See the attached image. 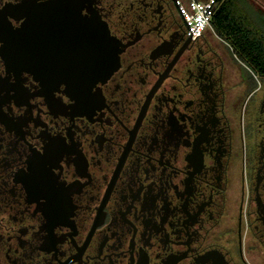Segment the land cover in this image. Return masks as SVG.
Returning <instances> with one entry per match:
<instances>
[{"label":"flooded vegetation","instance_id":"obj_1","mask_svg":"<svg viewBox=\"0 0 264 264\" xmlns=\"http://www.w3.org/2000/svg\"><path fill=\"white\" fill-rule=\"evenodd\" d=\"M0 264H264V73L176 0H0Z\"/></svg>","mask_w":264,"mask_h":264},{"label":"trees","instance_id":"obj_2","mask_svg":"<svg viewBox=\"0 0 264 264\" xmlns=\"http://www.w3.org/2000/svg\"><path fill=\"white\" fill-rule=\"evenodd\" d=\"M237 4V0H219L211 24L239 58L255 72L264 73V31L251 25Z\"/></svg>","mask_w":264,"mask_h":264},{"label":"built area","instance_id":"obj_3","mask_svg":"<svg viewBox=\"0 0 264 264\" xmlns=\"http://www.w3.org/2000/svg\"><path fill=\"white\" fill-rule=\"evenodd\" d=\"M219 0H176L177 11L182 17L186 32L199 37L212 28L211 20Z\"/></svg>","mask_w":264,"mask_h":264},{"label":"crops","instance_id":"obj_4","mask_svg":"<svg viewBox=\"0 0 264 264\" xmlns=\"http://www.w3.org/2000/svg\"><path fill=\"white\" fill-rule=\"evenodd\" d=\"M238 11L248 17V21L255 28L264 31V0H237ZM211 31L214 30L213 26Z\"/></svg>","mask_w":264,"mask_h":264},{"label":"water","instance_id":"obj_5","mask_svg":"<svg viewBox=\"0 0 264 264\" xmlns=\"http://www.w3.org/2000/svg\"><path fill=\"white\" fill-rule=\"evenodd\" d=\"M111 50L110 45H108L106 58L100 63V67H102L101 72L99 73L100 76L96 77L97 79L94 81L106 79L110 72L116 67L115 61L117 63V56L115 57Z\"/></svg>","mask_w":264,"mask_h":264},{"label":"rangeland","instance_id":"obj_6","mask_svg":"<svg viewBox=\"0 0 264 264\" xmlns=\"http://www.w3.org/2000/svg\"><path fill=\"white\" fill-rule=\"evenodd\" d=\"M211 31V30H210ZM263 31V30H262Z\"/></svg>","mask_w":264,"mask_h":264}]
</instances>
